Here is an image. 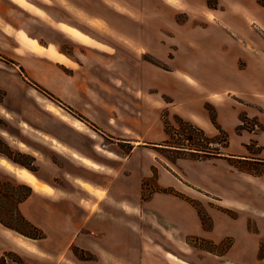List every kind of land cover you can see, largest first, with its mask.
<instances>
[{"label": "rangeland", "instance_id": "rangeland-1", "mask_svg": "<svg viewBox=\"0 0 264 264\" xmlns=\"http://www.w3.org/2000/svg\"><path fill=\"white\" fill-rule=\"evenodd\" d=\"M15 1L44 15L28 0ZM33 1L72 7L80 25L89 27L96 39L80 29L79 35L70 31L78 43L66 39L57 44L66 59L48 65L42 57L34 73L0 51V157L12 161L8 153L30 164L37 175L67 190L64 198L88 197L77 206L96 215L88 228L83 225L85 214L61 217V210H71L67 205L32 201L28 215L51 214L46 229L31 221L42 237L32 238L0 222V264H179L172 255L188 264H264V154L253 141L243 146L237 135L260 126L241 113L236 130L226 132L215 119L214 107L206 103L216 129L205 132L199 122L172 111L173 99L166 92L172 74L184 76L183 67L198 71L204 66L199 58L206 35L217 36L227 51L238 47L232 38H240V49H262L264 0ZM33 52L49 56L45 48ZM244 63L240 59L239 66ZM218 83L228 85L227 80ZM47 103L57 112H49ZM61 115L82 119L90 130H76ZM40 130L110 164L112 175L72 161L63 154L68 153L43 141ZM189 136L191 146H208L209 151L185 147ZM20 141L29 146L19 148ZM31 147L40 152L38 159ZM62 170L110 184L111 196L107 190L71 193L75 190L66 180L70 174L62 177ZM21 183L0 167V213L11 226L37 236L23 217L30 219L16 208L24 191L17 186ZM159 194L174 198L165 216L150 214L144 203ZM100 197L105 198L98 203ZM103 200L112 210L123 204L128 208L117 217L110 213L107 227L101 224L103 214L109 215L103 212ZM238 231L245 242L238 240ZM19 238L35 249L19 245Z\"/></svg>", "mask_w": 264, "mask_h": 264}, {"label": "crops", "instance_id": "crops-1", "mask_svg": "<svg viewBox=\"0 0 264 264\" xmlns=\"http://www.w3.org/2000/svg\"><path fill=\"white\" fill-rule=\"evenodd\" d=\"M28 1L34 7L44 12V15L37 14L36 12H33L24 6H21V4L15 0H0V51L5 53V55L8 57L14 58L19 64H22L27 72L34 73L36 61H39V59L42 57V59H44L48 65H57L58 61L61 60L58 57L66 59L62 51L57 49L60 48V46L57 44H60L61 41L66 39L77 44L78 40L74 37L75 35H72V32H70L73 29L76 31L80 29L85 34L91 36V38L96 39V37L92 35L91 31L88 30L89 27L86 26V30L80 25V19L78 18V15L72 10V7H69L67 4H63L58 1H53L52 3L36 2L33 0ZM24 16H26L28 20L23 19ZM81 24L83 25L82 22ZM20 35L26 37L29 41H33L44 47L45 50L50 53L48 54L50 57L33 52V49L22 44L19 39ZM228 36L231 38L230 35ZM232 40V45H234L235 48L237 46L238 47L235 50L232 49L227 51L225 48H223V45H221L217 36H204L206 48L202 52L203 55H201V58H199L200 61H203L204 66L200 65L198 71L183 67V74L186 72L184 76L172 74V76L169 77L171 81L167 86L166 92L173 99L170 108L172 111H175L184 118L199 122L205 132H213L216 129L205 107L206 103H209L214 107L215 119L220 127L226 132H234L236 130V126L240 123L241 113L246 114L249 117H253L256 124L260 126V129L256 130L252 128L250 131L247 129H242L241 133H238L237 135L243 139V146H246L248 141H253L260 147L261 153L264 154V47L260 49L247 48L246 46L240 49L238 44L240 38H232ZM213 44L214 48H211L210 45ZM226 51L230 53L229 59L226 55ZM240 59H243L245 62L241 67L239 66ZM76 62H78L77 59ZM185 76H188L189 79L196 81L198 86H195ZM218 80H221V82H223V80H227L228 85L224 86L219 84ZM67 119L72 121H74V119H78L81 122L79 125L81 128H79L73 126L71 121L69 122L63 119L64 121L68 122L69 125L75 127L76 130L88 131L90 129L82 119L76 117H67ZM41 131L42 132L40 135L44 139L43 141L48 142L53 148H58L68 153L69 155L65 153L63 154L72 161L95 173L112 175L111 171L113 167L110 164L100 160H95L90 157V155H87L79 149H76L55 135L47 133L44 130ZM86 133L92 137H95L94 133ZM21 143H23L24 146H29L27 143L20 141L18 143L19 148L24 149V146H22ZM96 145L94 146L96 147ZM96 148L98 149V147ZM31 150L32 151L30 153H32V155L38 159L40 157V152L32 147ZM84 159L90 160L92 164H86L83 161ZM11 162L16 166H20L13 161ZM0 167L12 175L14 179L29 185L26 181L18 177L3 164L0 163ZM69 174L70 179L65 177V175ZM60 176L65 177L66 180L72 185V190L74 189L75 191L71 190V193L77 192L80 194L84 193L82 191H85L86 193L94 195L98 190H107L108 196H111L110 184L106 185L99 183L98 181L90 179L87 175H84L79 171L62 170L60 172ZM37 177L42 182L51 186L52 191L46 192L37 190L29 185L32 188V192L28 197L18 204V209H20V211L25 216H27L28 219H30V222L32 221L33 224L40 225L41 228L43 227L46 229V223L50 221V213L47 215H40V217L30 216L27 213V210L32 207V201L37 199H46L58 206L63 204L71 208V210H61V217H64L69 212H71V216H76L77 214V217L85 214V219L88 218V220H84L83 225L88 228L92 227H90L92 222L91 218L96 215V211L91 210L84 205L77 206L82 205L81 201L86 199L88 200V197L78 196V199L64 198L62 194L67 192V190L54 185L45 177L40 175H37ZM83 182L89 183L97 190L92 193L86 191L83 188ZM104 198H99L97 202L99 203ZM114 200H116L118 203L124 202L122 200ZM95 201L96 200L93 199V202ZM170 201H174V198L167 194H159L151 196L145 200L144 203L147 205L150 214L153 212H160L165 216L168 213V203H170ZM104 203L105 201L103 200L101 203V205H104L103 212L105 214L108 212L109 215L106 216L103 214L104 219L101 220V224L103 227H107V221H109L108 216H111V214L116 217L120 216L123 214L124 208H122L123 205H121L118 210H112L107 208V204ZM76 206L77 208H75ZM57 217L58 213L55 212L54 218L56 219ZM135 220L137 225L140 226V220L138 218ZM81 227L82 226H78V229ZM241 233V231H238L239 236L237 238L238 240L240 239V242H245L241 237Z\"/></svg>", "mask_w": 264, "mask_h": 264}, {"label": "bare ground", "instance_id": "bare-ground-1", "mask_svg": "<svg viewBox=\"0 0 264 264\" xmlns=\"http://www.w3.org/2000/svg\"><path fill=\"white\" fill-rule=\"evenodd\" d=\"M81 11V10H80ZM209 12V11H208ZM81 14V13H79ZM85 14V13H84ZM90 16V15H89ZM207 16V14H206ZM84 17V16H83ZM95 21V20H94ZM97 22V21H96ZM103 23V22H102ZM102 27V26H101ZM74 31V29L72 30ZM75 33V32H74ZM76 33L78 34V32L76 31ZM79 35V34H78ZM19 39H20V42L23 43L25 46L29 47V48H32L36 51H39V52H43L44 51V48L42 46H40L39 44L33 42V41H29L27 38H25L24 36H19ZM46 53L50 54L47 50H45ZM60 58L61 60L62 57H58ZM183 73V72H182ZM186 73V72H185ZM184 73V74H185ZM190 75V74H189ZM46 108L48 110H50L49 112H57V109L54 107V105L50 104V103H47L46 104ZM2 111V110H1ZM3 112V111H2ZM4 113V112H3ZM68 113V112H67ZM5 114V113H4ZM64 120L66 121H71V124L75 127H79V125L81 124V122L78 120V119H74V121L72 120H68L67 117L65 116H61ZM70 118V117H69ZM22 122V121H21ZM202 122V121H201ZM69 124V123H68ZM201 125V124H200ZM81 128V126L79 127ZM26 130V129H25ZM90 130V129H89ZM41 131V130H40ZM86 131V130H85ZM93 131V130H92ZM46 135V134H45ZM19 140V139H18ZM52 140V139H51ZM51 143V142H50ZM58 144V143H57ZM22 146H24L23 143H21ZM65 145V144H64ZM98 145V144H97ZM96 145V146H97ZM58 146V145H57ZM22 149V148H21ZM68 149V148H66ZM77 149V148H76ZM31 150V149H30ZM32 151V150H31ZM80 153V152H79ZM78 153V154H79ZM35 154V153H34ZM74 154V153H73ZM77 154V153H76ZM82 154V153H80ZM39 155V154H38ZM85 156V155H84ZM80 157V155H79ZM89 159V158H88ZM88 159H84L83 161L86 163V164H92V162ZM0 163L3 164L5 167H7L9 170H11L12 172H14L18 177H20L21 179H23L24 181H26L30 186H32V188L34 189H37V190H42V191H46V192H51L52 191V188L51 186H49L48 184L42 182L38 177L37 175L31 171L30 169H28L27 167L23 166V165H20V166H16L14 165L10 160L6 159L5 157H1L0 158ZM99 165V164H98ZM95 166V165H93ZM67 177V176H66ZM68 178V177H67ZM77 181V180H76ZM83 186H85L86 188H88V190L92 191V192H95L96 191V188L92 185H90L89 183H86V182H83ZM53 187V186H52ZM101 198V197H100ZM123 208L126 210L128 209L126 204H123ZM17 242L19 245L25 247V248H28V249H32L34 250L35 247L28 241V240H25V239H17ZM172 260L175 261L176 263H179V264H188L187 262L183 261L182 259L178 258L177 256H171Z\"/></svg>", "mask_w": 264, "mask_h": 264}, {"label": "trees", "instance_id": "trees-1", "mask_svg": "<svg viewBox=\"0 0 264 264\" xmlns=\"http://www.w3.org/2000/svg\"><path fill=\"white\" fill-rule=\"evenodd\" d=\"M207 1V4H209V0H206ZM214 3V2H213ZM217 3V2H216ZM215 3V4H216ZM214 4V5H215ZM21 70H23L22 68H21ZM0 93H2V94H4V92L0 89ZM187 139H188V141H189V146H185V147H188L190 150H192V151H197V150H201V151H203V152H205V153H207L209 150H208V146H205L204 148H197L196 146H191L190 145V143L192 142V138L189 136V137H187ZM13 162H15V163H18V164H20V165H23V166H25V167H27L28 169H30L31 171H35V168L34 167H32L30 164H28V163H24V162H21L20 160H18V159H16V158H14V157H11L8 153H5ZM18 187H20V188H23L24 189V191L23 192H21V194L18 196V198H17V203H19V202H21L22 200H24L26 197H28V195L32 192V189H31V187L30 186H28V185H26V184H24V183H21V184H18L17 185ZM16 208H18V206L16 205ZM22 217V216H21ZM23 219L25 220V222L29 225V227H31L32 229H35V230H37L38 232H39V235H37V236H35V235H32V234H29L28 232H24L23 230H20V229H18V228H15V227H13V226H11L10 224H8L6 221H5V219H4V217L1 215V213H0V222L2 223V224H4V225H6V226H9V227H12V228H14V229H16V230H18L19 232H21V233H23V234H25V235H28V236H30V237H32V238H36V237H42V232H41V230L39 229V228H37L35 225H33L31 222H29L27 219H25L24 217H23Z\"/></svg>", "mask_w": 264, "mask_h": 264}]
</instances>
